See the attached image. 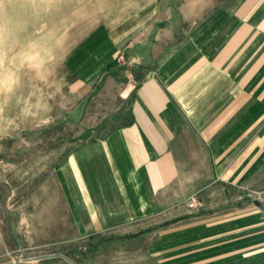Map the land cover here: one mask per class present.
<instances>
[{"label":"rangeland","instance_id":"obj_1","mask_svg":"<svg viewBox=\"0 0 264 264\" xmlns=\"http://www.w3.org/2000/svg\"><path fill=\"white\" fill-rule=\"evenodd\" d=\"M159 3L190 0H0V264H264V158L234 184L156 194L130 214L101 161L79 157L119 104L87 76Z\"/></svg>","mask_w":264,"mask_h":264},{"label":"crops","instance_id":"obj_2","mask_svg":"<svg viewBox=\"0 0 264 264\" xmlns=\"http://www.w3.org/2000/svg\"><path fill=\"white\" fill-rule=\"evenodd\" d=\"M204 2L144 7L132 37L118 39L87 76L119 104L112 128L79 157L95 167L101 161L130 214L156 194L189 198L218 182L234 184L246 176L248 158L263 161L264 0ZM2 215L0 203V259L7 252Z\"/></svg>","mask_w":264,"mask_h":264},{"label":"built area","instance_id":"obj_3","mask_svg":"<svg viewBox=\"0 0 264 264\" xmlns=\"http://www.w3.org/2000/svg\"><path fill=\"white\" fill-rule=\"evenodd\" d=\"M191 206L193 207V206H194V204H191Z\"/></svg>","mask_w":264,"mask_h":264}]
</instances>
